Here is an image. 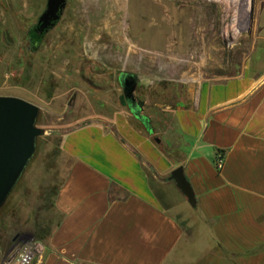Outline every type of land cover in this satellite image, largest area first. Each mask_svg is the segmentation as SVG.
Returning a JSON list of instances; mask_svg holds the SVG:
<instances>
[{
	"label": "rangeland",
	"instance_id": "rangeland-1",
	"mask_svg": "<svg viewBox=\"0 0 264 264\" xmlns=\"http://www.w3.org/2000/svg\"><path fill=\"white\" fill-rule=\"evenodd\" d=\"M46 3L0 0V95L29 98L40 108L37 126L45 131L0 210V264H20L26 248L35 253L32 264L44 257L60 219L53 204L69 165L61 151L66 132L94 120L113 129L107 119L125 114L146 133L126 103L122 72L138 75L135 99L155 120L194 100L203 86L241 75L250 60L264 67L257 22L264 0H124L121 8L116 0H68L59 24L32 51L28 33ZM147 172L158 184L171 183ZM156 191L186 229L175 254L180 257L166 264H231L199 237L195 206L177 190Z\"/></svg>",
	"mask_w": 264,
	"mask_h": 264
},
{
	"label": "crops",
	"instance_id": "crops-1",
	"mask_svg": "<svg viewBox=\"0 0 264 264\" xmlns=\"http://www.w3.org/2000/svg\"><path fill=\"white\" fill-rule=\"evenodd\" d=\"M257 22L264 35V3ZM253 66L250 60L241 75L203 86L165 117H149L152 133L125 114L107 119L113 129L94 120L66 132L61 151L69 165L53 204L60 219L38 264H166L177 257L186 229L156 190L181 192L171 179L158 184L145 165L159 178L184 169L199 237L219 257L264 264V67Z\"/></svg>",
	"mask_w": 264,
	"mask_h": 264
},
{
	"label": "water",
	"instance_id": "water-1",
	"mask_svg": "<svg viewBox=\"0 0 264 264\" xmlns=\"http://www.w3.org/2000/svg\"><path fill=\"white\" fill-rule=\"evenodd\" d=\"M67 4L68 0H47L45 11L28 33L32 51L38 50L46 35L59 24ZM119 82L131 114L152 133L150 120L143 114L142 107L135 99L138 75L124 71L119 76ZM39 114L40 108L26 99L0 95V210L32 161L38 138L45 134L37 126ZM170 179L190 205L196 206L195 193L184 169H174Z\"/></svg>",
	"mask_w": 264,
	"mask_h": 264
},
{
	"label": "built area",
	"instance_id": "built-area-1",
	"mask_svg": "<svg viewBox=\"0 0 264 264\" xmlns=\"http://www.w3.org/2000/svg\"><path fill=\"white\" fill-rule=\"evenodd\" d=\"M225 159L223 156H218L215 162L216 169L221 171L224 168ZM35 258V253L31 250L26 248L22 254L20 255L19 262L20 264H32Z\"/></svg>",
	"mask_w": 264,
	"mask_h": 264
},
{
	"label": "bare ground",
	"instance_id": "bare-ground-1",
	"mask_svg": "<svg viewBox=\"0 0 264 264\" xmlns=\"http://www.w3.org/2000/svg\"><path fill=\"white\" fill-rule=\"evenodd\" d=\"M116 2L119 4L118 7H124L123 4H124V0H116ZM201 45V44H200ZM177 64V63H176Z\"/></svg>",
	"mask_w": 264,
	"mask_h": 264
},
{
	"label": "trees",
	"instance_id": "trees-1",
	"mask_svg": "<svg viewBox=\"0 0 264 264\" xmlns=\"http://www.w3.org/2000/svg\"><path fill=\"white\" fill-rule=\"evenodd\" d=\"M141 106V105H140ZM149 168V166L145 165V169L147 170Z\"/></svg>",
	"mask_w": 264,
	"mask_h": 264
}]
</instances>
